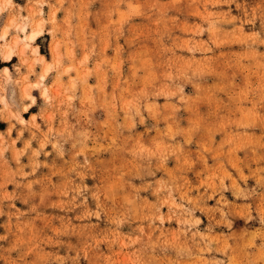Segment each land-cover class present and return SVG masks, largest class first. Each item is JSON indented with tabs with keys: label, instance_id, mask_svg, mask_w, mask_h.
Instances as JSON below:
<instances>
[{
	"label": "rangeland",
	"instance_id": "rangeland-1",
	"mask_svg": "<svg viewBox=\"0 0 264 264\" xmlns=\"http://www.w3.org/2000/svg\"><path fill=\"white\" fill-rule=\"evenodd\" d=\"M0 264H264V0H0Z\"/></svg>",
	"mask_w": 264,
	"mask_h": 264
},
{
	"label": "bare ground",
	"instance_id": "bare-ground-1",
	"mask_svg": "<svg viewBox=\"0 0 264 264\" xmlns=\"http://www.w3.org/2000/svg\"><path fill=\"white\" fill-rule=\"evenodd\" d=\"M7 29H8V27H7ZM24 30L26 29V27H24L23 28ZM6 32L7 31H5L4 32V37H5V35H6ZM42 33V29L41 28H37L36 30H34V31H32L30 34H29V36H28V38H29V40H34L38 35H40ZM12 56V51L10 50L8 53H7V58H10ZM48 68H46V70H47ZM6 72H7V74H9V71H8V69H6ZM46 75V74H45ZM43 77H44V75H43ZM6 104V103H5Z\"/></svg>",
	"mask_w": 264,
	"mask_h": 264
},
{
	"label": "crops",
	"instance_id": "crops-1",
	"mask_svg": "<svg viewBox=\"0 0 264 264\" xmlns=\"http://www.w3.org/2000/svg\"><path fill=\"white\" fill-rule=\"evenodd\" d=\"M23 28H24V27H23ZM23 30H24V29H23ZM3 35H4V34H3ZM3 35H2V37L4 38ZM5 36H6V35H5ZM28 36H29V35H28ZM39 36H40V35H38L36 38H38ZM36 38H35V39H36ZM28 39H29V38H28ZM35 39H34V40H35ZM34 40H30V41H34ZM10 50L12 51V56H11L10 58H7V57H6L8 60H12V58H13V50H12L11 47H9V49L7 50V52H6V56H7V53H8ZM40 51H41V50H40ZM42 58L44 59V56H43ZM9 68L11 69L10 66H9ZM8 71H9V70H8Z\"/></svg>",
	"mask_w": 264,
	"mask_h": 264
}]
</instances>
